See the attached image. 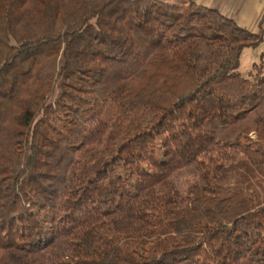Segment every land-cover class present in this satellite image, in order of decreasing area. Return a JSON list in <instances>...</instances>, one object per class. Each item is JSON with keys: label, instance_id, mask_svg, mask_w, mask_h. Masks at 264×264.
<instances>
[{"label": "trees", "instance_id": "1", "mask_svg": "<svg viewBox=\"0 0 264 264\" xmlns=\"http://www.w3.org/2000/svg\"><path fill=\"white\" fill-rule=\"evenodd\" d=\"M263 41L193 0H0V264H264Z\"/></svg>", "mask_w": 264, "mask_h": 264}, {"label": "crops", "instance_id": "2", "mask_svg": "<svg viewBox=\"0 0 264 264\" xmlns=\"http://www.w3.org/2000/svg\"><path fill=\"white\" fill-rule=\"evenodd\" d=\"M193 1L199 5L212 7L219 10L224 15L235 19L237 23L240 24L242 27L247 28L254 33L259 32L260 29H263L264 31V0ZM260 45H264V41ZM262 60H264V57H261V61Z\"/></svg>", "mask_w": 264, "mask_h": 264}, {"label": "rangeland", "instance_id": "3", "mask_svg": "<svg viewBox=\"0 0 264 264\" xmlns=\"http://www.w3.org/2000/svg\"><path fill=\"white\" fill-rule=\"evenodd\" d=\"M264 51V45H260L258 48H248L242 53L240 73L250 79H254L259 70V64L261 62V54ZM264 62V60H263ZM257 65V67H254ZM255 140H263L264 135L261 133L251 134ZM196 180V176L191 168L184 169L180 174L175 177V182L178 189L185 193L188 185Z\"/></svg>", "mask_w": 264, "mask_h": 264}]
</instances>
